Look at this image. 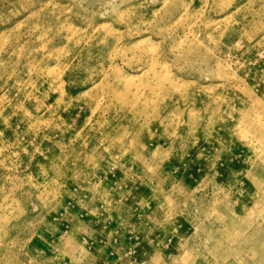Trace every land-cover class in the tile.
I'll return each mask as SVG.
<instances>
[{"label":"rangeland","instance_id":"obj_1","mask_svg":"<svg viewBox=\"0 0 264 264\" xmlns=\"http://www.w3.org/2000/svg\"><path fill=\"white\" fill-rule=\"evenodd\" d=\"M0 264H264V0H0Z\"/></svg>","mask_w":264,"mask_h":264},{"label":"bare ground","instance_id":"obj_2","mask_svg":"<svg viewBox=\"0 0 264 264\" xmlns=\"http://www.w3.org/2000/svg\"><path fill=\"white\" fill-rule=\"evenodd\" d=\"M229 249V248H228ZM235 251V250H234ZM236 253V252H235ZM237 256V255H236ZM237 259V258H236ZM239 259V258H238ZM237 262V261H236ZM240 263V262H239Z\"/></svg>","mask_w":264,"mask_h":264}]
</instances>
